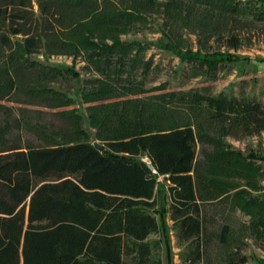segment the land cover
<instances>
[{"label": "trees", "instance_id": "trees-1", "mask_svg": "<svg viewBox=\"0 0 264 264\" xmlns=\"http://www.w3.org/2000/svg\"><path fill=\"white\" fill-rule=\"evenodd\" d=\"M151 12L161 17V37L153 43L209 71L216 62L236 57L199 54L200 47L224 35L225 44L235 49L240 43L235 34L239 15L264 18V8H249L239 0H0V100L21 96L51 108L69 104L63 92L48 84L72 76L74 70L30 57L42 48L46 57L82 56L86 67L102 75L82 91L86 101L96 102L89 115L104 130L112 125L110 129H119L123 123L121 135L117 130L105 137L107 147L83 139L75 126L78 115L71 110L61 113L68 127L61 132L38 122L27 126L23 113L12 117L0 104V264H120L122 234L142 239L154 223L144 209L153 205L149 199L157 174L166 175L163 179L171 184L176 233L193 241L189 256L199 261L207 228L197 201L213 200L232 189L225 175L257 170L223 137L236 130L255 135L264 129V102L163 91L164 84L153 86L145 98L102 102L143 91L140 80L129 75L139 65L148 66L141 60L147 45L121 40L118 34L145 23ZM184 32L197 35L198 50L186 47ZM23 128L41 143L23 140ZM198 149L204 169L196 166ZM243 193H233L235 206L244 211L264 208V192L244 199ZM158 215L166 238L163 211ZM250 226L255 232L264 229V215L254 217ZM230 230L225 223L213 233L225 248L235 240ZM222 261L237 264L227 251Z\"/></svg>", "mask_w": 264, "mask_h": 264}, {"label": "rangeland", "instance_id": "rangeland-1", "mask_svg": "<svg viewBox=\"0 0 264 264\" xmlns=\"http://www.w3.org/2000/svg\"><path fill=\"white\" fill-rule=\"evenodd\" d=\"M155 1L164 3L166 0ZM239 1L241 4L246 3L249 8L250 6L264 8V0ZM33 12H37L35 4H33ZM146 16L145 23H135L126 33L118 34V38L121 40L135 39L147 45L141 54V60L146 61L148 66L142 68L139 65L129 75L133 81L140 80L143 91L141 93L124 92L117 97L102 100V102H123L145 98L148 94H152L153 91L150 89L153 86L160 84H164L163 91L197 92L207 96L223 94L237 99L244 98L264 102V18L253 19L249 12L239 15L235 34L240 43L235 49L225 44L227 37L224 35L210 38L205 47L199 48L201 45H199L197 35L184 32L183 39H185L186 47L192 51L199 48V54L220 52L233 54L236 57L233 61L216 62L215 68L209 71L211 68H204L198 62L181 61L172 52L157 47L153 42L161 37V33L157 30L161 23V17L157 12L148 13ZM30 57L49 65L72 67L75 74L58 78L48 84L55 90L63 92L70 102L66 106L51 108L25 102L21 96H9L0 100V104L10 109L12 117H18L20 113H23L27 126L38 122L46 126L48 130L62 132L68 130V127L67 119L61 113L64 110H71L78 115L74 119L79 120L75 126L80 135L95 145L106 146L109 140H106L105 137L112 132L118 130L121 132L118 135L122 134L123 123L121 126L118 125L120 130L110 129L114 125L108 127V130H104L102 127L99 128L98 121L93 120L89 115L91 105L96 102L86 101L82 96V91L88 86H94L90 81L93 82V80L101 78L102 75L86 67L82 56H77L74 59L71 55L60 53L46 57L40 48ZM208 71L213 73L208 74ZM125 75L121 74L122 77ZM118 107L124 106L119 104ZM137 108H141V105ZM90 120L92 121L90 122ZM21 137L35 145L41 143L30 129H21ZM223 139L230 149L238 151L247 160H250L257 170L255 173L246 175H225L226 179L234 184L232 189L213 200L197 201L198 212L205 220L206 235L208 236H205L201 241L202 258L193 262L189 256V252L193 249V241L180 238L177 235L175 230L177 218H173L171 215L173 200L171 191L168 189L171 184L163 179L162 175L157 174L151 199H149L152 200L153 205L144 209L153 216L154 223L142 239L122 234L123 248L120 264H223L222 256L226 251L233 254L237 264H264V229L258 227V231L255 232L250 226L254 217L258 214L264 215V208L250 206L244 211L232 203L233 193L239 189L244 192L243 199L248 195L259 198L264 192V129L255 135L236 130ZM203 148L210 150L211 147L203 146ZM140 157L143 160L147 159L144 155ZM202 159L203 156L198 149L195 162L200 169H204L201 165ZM159 210L163 211L162 221L166 227V238L160 228ZM225 223L230 225V236L235 238V240H229L226 248L219 244L213 234L217 233L220 226ZM209 232L212 233L209 234ZM240 258H244L242 263H238Z\"/></svg>", "mask_w": 264, "mask_h": 264}, {"label": "built area", "instance_id": "built-area-1", "mask_svg": "<svg viewBox=\"0 0 264 264\" xmlns=\"http://www.w3.org/2000/svg\"><path fill=\"white\" fill-rule=\"evenodd\" d=\"M144 161L147 163V159H145ZM163 176H166V175H162V177H163Z\"/></svg>", "mask_w": 264, "mask_h": 264}]
</instances>
